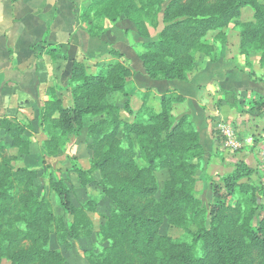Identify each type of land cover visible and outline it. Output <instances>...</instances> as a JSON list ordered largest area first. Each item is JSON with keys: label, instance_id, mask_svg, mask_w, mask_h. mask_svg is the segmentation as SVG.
<instances>
[{"label": "trees", "instance_id": "1", "mask_svg": "<svg viewBox=\"0 0 264 264\" xmlns=\"http://www.w3.org/2000/svg\"><path fill=\"white\" fill-rule=\"evenodd\" d=\"M244 7L252 11V20L240 24L239 54L248 66L247 57L254 52L264 69V0H91L79 21L91 39H99L107 22L127 19L145 40L137 58L146 76L188 83L198 54L216 61L207 35L214 33L223 42L227 27ZM108 54L111 60L94 70L73 61L65 89L69 105L49 90L50 99L37 116L45 137L42 162L64 152L86 130L90 168L83 170L74 162V172L80 188H100L101 198L111 206L108 216L93 232L89 214L97 203L88 200L74 207L62 179L51 180L49 189L71 220L65 223L55 216L51 202L35 193L39 170L16 168L7 155L9 149L28 155L30 122L2 118L0 130L11 142L0 141V264H63L62 252L48 248L50 237L55 235L58 245L69 249L93 233L107 245L99 252H84L86 264H253L254 253L257 264H264V182L242 184L255 171L237 162L231 173L207 178L211 195L206 204L196 198L205 153L191 116L175 112L185 98L168 90L159 98L157 112L146 93L133 110L130 60L112 48ZM221 93L230 110L264 115V96L247 100L234 92ZM114 95L126 99L122 106L112 102ZM214 139L218 142L220 136ZM161 172L166 174L162 187L156 178ZM237 190L245 195L231 206L229 199L236 198ZM164 221L185 231L191 242L162 236Z\"/></svg>", "mask_w": 264, "mask_h": 264}, {"label": "crops", "instance_id": "2", "mask_svg": "<svg viewBox=\"0 0 264 264\" xmlns=\"http://www.w3.org/2000/svg\"><path fill=\"white\" fill-rule=\"evenodd\" d=\"M90 1L0 0V120L7 118L30 122L31 125L26 133L30 142L28 155L19 156L16 149L7 151V155L13 158L14 167L29 169L30 162L42 159L44 135L37 126V116L44 102L50 99L49 90H54L68 106L65 89L73 61L84 62L93 70L95 66L103 67L111 60L108 49L112 47L130 58L134 71L129 86L131 89L133 84L130 98L140 96L137 102L134 101L135 105L130 102L131 108L136 110L142 96L148 93L151 106L158 112L162 94L168 90L182 94L185 100L176 107V113L191 116L206 159L217 155L222 148L218 145L220 140L215 141L212 135L216 123L229 122L245 130L248 121L264 116L252 114L247 109L238 114L222 103V91L234 92L246 99L251 95L264 96V82L248 76L245 60H204L199 66L196 64L188 83L150 80L137 59L139 40L133 42L127 37L132 33L130 29L114 28L112 32L117 40L111 38L113 33L99 39L88 36L79 17ZM125 101L121 96L118 105ZM238 117L248 120L240 122ZM0 141L5 145L11 142L1 130ZM75 143V147L83 145L86 149L85 129ZM77 164L83 170L90 168L89 164L86 167ZM250 168L253 167L250 165Z\"/></svg>", "mask_w": 264, "mask_h": 264}, {"label": "rangeland", "instance_id": "3", "mask_svg": "<svg viewBox=\"0 0 264 264\" xmlns=\"http://www.w3.org/2000/svg\"><path fill=\"white\" fill-rule=\"evenodd\" d=\"M240 12H241V16L238 19L233 20L231 24L227 27L223 42L220 43L219 40L218 41L215 40L214 33L208 34L207 37L205 38V41L213 46V58H215L216 60H244L243 59L244 57L239 54L240 24L252 20V11L248 7H244L241 9ZM114 28H118L119 30H129V29L131 30L132 33L127 37L129 41L137 42L136 40H139L140 43L138 42L137 44V53H138V51L140 50L139 44L144 43L145 40L137 35L133 24L125 18H120L113 23L107 22L105 27L106 29L105 34L113 33L112 31L114 30ZM150 33H152L151 30ZM115 35L116 34L113 33V36H111V38L117 40V37ZM112 49H114L118 53H121L127 60H130V58L126 57L119 49L113 47ZM258 58L259 56L254 52L249 53L247 60H249L250 65L247 66L244 62L246 68L245 67L243 68H245L248 76L251 79L258 82H264V69L259 66ZM204 60H208V59L198 54L196 64L199 66V64ZM132 88H133V84H132ZM132 88L129 90L133 91ZM180 95L184 97L182 94ZM257 96L259 95H255V96L251 95L250 98L247 100L253 99ZM119 98H121V95H114L112 98V102L117 103V105L120 104ZM139 98H140L139 94H137L135 97H131L130 98L131 105H135L134 101L137 102ZM122 105H118V106H122ZM138 108L139 107H137L136 110ZM175 112H176V108H175ZM251 113L255 114L254 111H251ZM238 118L240 122H245L246 120H248L245 117L244 118L238 117ZM89 122L90 119H87L85 121L86 124H88ZM221 123L224 124L225 127L232 132L234 141L238 144V148L237 149L227 148L225 144H223L221 150L217 153V155H214L212 157L210 156L207 159L206 157H204V172L201 174V180L195 186L196 198L200 199L204 204H206L205 203L207 199L206 196L211 195L208 188L209 186L207 183V178H211L217 174L225 175L231 173L234 170L235 164L237 162H243L248 167H250L251 165L253 167V170L255 171V173L251 176V179L242 180L241 181L242 184L248 186H252V185L255 186V183L257 181L264 182V116L258 117V119H256L255 121H248L245 130L229 122L220 121L216 123L215 129L218 130L217 131L218 134L212 133L213 139L217 137V135H219L220 140L224 142L225 138L220 133L218 128V125ZM75 145H76L75 141L73 142V140H71L66 150L64 152L59 151L57 156L47 158L46 159L47 161L44 162H42V159L40 158V160L33 161L28 164L30 167L29 169L39 170V178L35 182V193L36 195L39 196V198L42 195L45 196L51 202L55 216H57L58 218H62L63 221L67 223L71 220V218L64 213V210L59 203V199L49 189V182L51 180H59V179L64 180L69 189V200L74 207H77L87 202L88 200L97 203L98 206L96 211L89 214L93 227V232H97L98 227L104 223L106 216H108L111 206L106 199L101 198L99 194L100 188L97 187L95 184H92L86 188H80L79 181L74 172L73 165H75V163H79L82 167H86L88 166V164L90 165V156L87 149H84L83 145H81L80 147H75ZM63 158H67V159H63ZM242 159H244V161H240ZM136 161L139 164H141V160L138 155ZM94 177L95 180L97 181L98 175H95ZM156 178L159 186L162 187V184L166 179V174L164 172L158 173L156 174ZM244 195H245L244 191L237 190L235 194L236 198L229 199L230 205L235 206L237 200ZM190 231L194 232L195 229L191 228ZM160 234L162 236H168L182 242L183 241L191 242V237L185 231L172 227L165 221L161 226ZM25 245L27 246L26 243ZM106 245L107 244L105 242H102L100 239H98L96 234L93 233L88 238H83L74 241L69 249H64L63 247H60L58 245V241L55 235H52L48 243V248L52 250H60L62 252L64 256L63 264H86V261L84 259V252L86 251L99 252L104 247H106ZM198 250L199 249H197V251ZM258 261H259L258 255L254 253L252 263L257 264ZM2 264H10V262L3 261Z\"/></svg>", "mask_w": 264, "mask_h": 264}, {"label": "built area", "instance_id": "4", "mask_svg": "<svg viewBox=\"0 0 264 264\" xmlns=\"http://www.w3.org/2000/svg\"><path fill=\"white\" fill-rule=\"evenodd\" d=\"M218 128H219L220 133L225 138L224 139L225 143L223 142V144H225V146L227 148L237 149L238 148V144L234 141L232 132L230 130H228L225 127V125L222 124V123L218 125Z\"/></svg>", "mask_w": 264, "mask_h": 264}]
</instances>
